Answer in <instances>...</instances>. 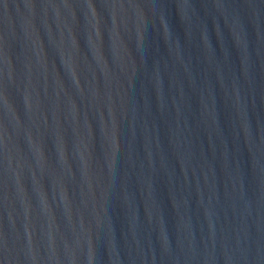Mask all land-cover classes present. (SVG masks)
I'll list each match as a JSON object with an SVG mask.
<instances>
[{
	"label": "water",
	"instance_id": "1",
	"mask_svg": "<svg viewBox=\"0 0 264 264\" xmlns=\"http://www.w3.org/2000/svg\"><path fill=\"white\" fill-rule=\"evenodd\" d=\"M0 264H264V0H0Z\"/></svg>",
	"mask_w": 264,
	"mask_h": 264
}]
</instances>
